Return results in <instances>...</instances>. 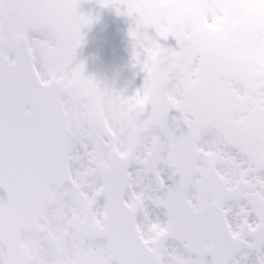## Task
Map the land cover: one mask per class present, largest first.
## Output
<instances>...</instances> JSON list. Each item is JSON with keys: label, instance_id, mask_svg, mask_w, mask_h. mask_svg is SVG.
<instances>
[{"label": "snow or ice", "instance_id": "6c2138e0", "mask_svg": "<svg viewBox=\"0 0 264 264\" xmlns=\"http://www.w3.org/2000/svg\"><path fill=\"white\" fill-rule=\"evenodd\" d=\"M119 2L123 143L76 109L77 0H0V264H264V0Z\"/></svg>", "mask_w": 264, "mask_h": 264}, {"label": "rangeland", "instance_id": "374dc122", "mask_svg": "<svg viewBox=\"0 0 264 264\" xmlns=\"http://www.w3.org/2000/svg\"><path fill=\"white\" fill-rule=\"evenodd\" d=\"M99 2L102 6L104 18H106L102 25L105 32H110L108 35L111 40L109 39L107 42H103L101 46L99 43L94 45V51L100 53V59L103 57L105 60L103 59L104 61H101L97 55L91 52L92 59L99 63L96 74L91 78L94 79L100 76V72L102 68H104L105 72L103 74L107 73L118 77V86L122 89L123 93L129 97V88L131 90L132 80L133 85H136L140 82L141 78V74L136 72L141 68V64L134 60V52L139 51V49L136 47L135 40L130 36V31L136 26V15H127L126 5L122 3L120 7L121 3L119 0L110 2L107 5H105L104 0H99ZM148 31L150 34L154 35V29H149ZM96 34H99V31L96 32ZM121 45L125 48V51H127L125 60L121 59L122 56H124V50ZM86 52L87 50L84 46L80 45V47L76 48L72 62L73 66L84 63L83 56ZM107 66L114 67V69L107 68ZM131 70L135 71L131 74L132 80L127 76L131 73ZM83 75L86 77L84 69ZM140 88L138 87L137 89Z\"/></svg>", "mask_w": 264, "mask_h": 264}, {"label": "clouds", "instance_id": "9594fccd", "mask_svg": "<svg viewBox=\"0 0 264 264\" xmlns=\"http://www.w3.org/2000/svg\"><path fill=\"white\" fill-rule=\"evenodd\" d=\"M118 84V77L107 73L90 79L79 92L76 109L86 125L112 132L117 142L123 143L133 133L128 123L130 113L127 96Z\"/></svg>", "mask_w": 264, "mask_h": 264}]
</instances>
